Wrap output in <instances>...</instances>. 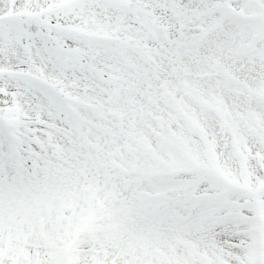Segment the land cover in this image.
<instances>
[{
  "label": "snow or ice",
  "instance_id": "6c2138e0",
  "mask_svg": "<svg viewBox=\"0 0 264 264\" xmlns=\"http://www.w3.org/2000/svg\"><path fill=\"white\" fill-rule=\"evenodd\" d=\"M0 264H264V0H0Z\"/></svg>",
  "mask_w": 264,
  "mask_h": 264
}]
</instances>
